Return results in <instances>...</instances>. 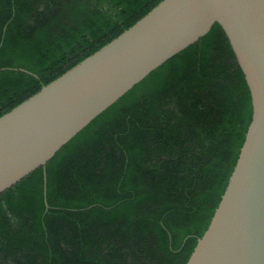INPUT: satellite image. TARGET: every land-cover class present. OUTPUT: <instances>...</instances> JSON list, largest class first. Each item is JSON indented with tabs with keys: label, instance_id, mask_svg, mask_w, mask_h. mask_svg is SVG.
<instances>
[{
	"label": "trees",
	"instance_id": "16d2710c",
	"mask_svg": "<svg viewBox=\"0 0 264 264\" xmlns=\"http://www.w3.org/2000/svg\"><path fill=\"white\" fill-rule=\"evenodd\" d=\"M162 0H0V116ZM24 69V70H21ZM216 22L0 194V264H186L252 120Z\"/></svg>",
	"mask_w": 264,
	"mask_h": 264
},
{
	"label": "water",
	"instance_id": "95a60500",
	"mask_svg": "<svg viewBox=\"0 0 264 264\" xmlns=\"http://www.w3.org/2000/svg\"><path fill=\"white\" fill-rule=\"evenodd\" d=\"M218 22L245 74L252 120L210 224L186 264H264V0H162L0 116V194ZM24 70V69H21Z\"/></svg>",
	"mask_w": 264,
	"mask_h": 264
}]
</instances>
